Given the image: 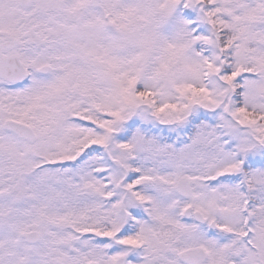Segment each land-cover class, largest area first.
Segmentation results:
<instances>
[{
  "label": "snow or ice",
  "instance_id": "6c2138e0",
  "mask_svg": "<svg viewBox=\"0 0 264 264\" xmlns=\"http://www.w3.org/2000/svg\"><path fill=\"white\" fill-rule=\"evenodd\" d=\"M0 264H264V0H0Z\"/></svg>",
  "mask_w": 264,
  "mask_h": 264
}]
</instances>
